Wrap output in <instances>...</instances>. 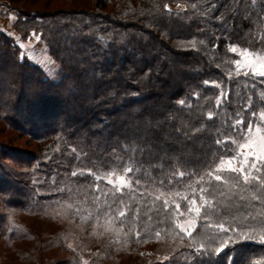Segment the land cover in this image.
Here are the masks:
<instances>
[{
  "label": "trees",
  "instance_id": "trees-1",
  "mask_svg": "<svg viewBox=\"0 0 264 264\" xmlns=\"http://www.w3.org/2000/svg\"><path fill=\"white\" fill-rule=\"evenodd\" d=\"M9 1L15 4L29 0ZM52 1H57L58 6L49 10ZM36 2H41L42 6L31 11L17 10L16 29L24 38L35 30L59 70L49 77L26 58L21 62L20 48L8 36L0 34V86L7 82L16 84L8 96L4 91V96L0 97V111L8 126L36 142V150L25 158L28 166L35 164L36 173L40 175L37 178H27L26 175L27 182L18 188L19 183L10 179L15 175L14 170H3L0 165V193L10 198L8 204L14 209L33 208L41 210L40 214L47 212V209L62 211L64 218L82 230L81 240L85 236L96 239L93 234L89 235L90 230L104 218L124 234L129 233V240L124 239V243L126 248L136 245L133 251L136 254L148 243L177 240L178 237L171 231L174 227L171 217L177 212L175 204L167 210L169 218L161 224L159 221L165 219V210L160 201L155 204L152 201L161 192L170 193L173 190L191 198L193 193L186 185L198 180V176L192 177L191 181L187 177L177 176L179 184L173 181L175 189L161 188L159 184L151 183L145 188L143 181L149 175L163 178L170 174L169 165L163 166V173L150 168L135 173L141 178L142 187L133 193L131 200L125 195V203L130 204L131 210L124 219L118 214H107L108 210L103 206L104 196L94 199L97 195L96 181L87 175V171L92 169L104 175L115 170V175H123L125 163L135 165V161L129 159L137 155L134 153L135 145H127L124 139L125 132L130 134L129 126L134 117L172 112L178 121L191 119L194 122L198 115L206 120L208 110L215 109V97L219 90L204 86V80H216L230 88L234 101L232 109L242 108L251 97L254 110H264V77H255L250 73L245 75V72L238 70L234 63L237 57L229 49L234 44L238 49H253L264 57V44L257 42L259 38H264V22L258 21L255 16L251 19H245L243 15L232 16L227 8L233 6L234 0ZM210 3L217 5L216 10L207 16L202 15ZM164 4L181 5L183 9L169 14L163 8ZM192 4H196L197 8L193 9ZM221 14L225 15L226 24L213 18ZM224 29H227L230 37L224 33ZM192 41L196 42L195 49L191 47ZM200 41L205 43L201 44ZM216 44L219 47H213ZM148 69L153 70L149 74L150 79L141 81ZM237 71L240 73L238 76L235 75ZM229 73H232L231 79ZM181 99L186 101L183 106L178 103ZM20 111L26 114L31 111L40 121V127L29 118L17 121L16 116ZM207 123L218 129L220 138L226 135L227 128L220 127V119ZM219 155L214 144L209 151L207 142L202 144L196 141L184 151V158L189 162L187 170L199 169L202 173L205 170L204 161L212 163ZM14 159L12 161H16ZM101 160L105 161L103 166ZM20 161L25 162L24 159ZM176 168L185 170L179 165ZM73 172H83L84 175L73 177ZM100 187L111 188L104 181L100 182ZM145 190L149 194L141 195ZM166 198L171 199V196L167 195ZM107 199L110 202L111 197ZM176 203L180 204L179 212L183 213L177 218L183 221L189 216L187 202L177 199ZM77 208L79 212H76ZM137 208L140 209L138 219L135 217ZM157 209H160L159 214ZM148 215L153 217L151 221ZM163 228L169 231H161V236L157 238L155 232ZM7 231L2 233L9 239L13 238L14 233ZM55 231V235L59 236H49L52 242L48 245L35 239L33 241L37 243V253L45 255L33 260L29 255L21 254L19 262L15 264H78L80 245L70 248L67 238L62 235L64 230ZM201 231L202 228L198 227L194 236L197 238ZM137 232L141 234L139 237L136 236ZM17 239H24V236L18 234L12 240ZM8 241L11 242V239ZM90 247L94 256L92 264H114L118 260H125L126 264H139L145 258L128 256L119 251L114 253L112 248L103 256L104 247L96 244ZM152 248L145 247L154 254ZM46 251H54L52 257L47 256ZM170 254L174 255L173 259H167L166 264H184L183 256L191 258L188 248L171 249ZM226 255L234 257L233 264H264V244L258 238L236 240L224 249L217 264H224ZM152 260L159 261V264L164 262Z\"/></svg>",
  "mask_w": 264,
  "mask_h": 264
},
{
  "label": "snow or ice",
  "instance_id": "snow-or-ice-1",
  "mask_svg": "<svg viewBox=\"0 0 264 264\" xmlns=\"http://www.w3.org/2000/svg\"><path fill=\"white\" fill-rule=\"evenodd\" d=\"M191 7L196 9L197 5L192 4ZM163 8L171 14L172 10L167 4H164ZM216 8V4L210 3L202 15L207 16ZM227 11L232 16L243 15L245 19L255 16L258 21L264 22L262 20L264 0H250V3L249 0H234L233 6H228ZM213 18L227 23L224 14ZM224 33L230 37L227 29H224ZM29 37L37 41L41 39L35 30L29 34ZM215 38L220 39V37ZM257 42L264 44V38H259ZM200 43L205 42L200 41ZM25 47V44H19L20 49ZM191 47L195 49V41L191 42ZM213 47H219V45L216 44ZM229 49L232 53L238 52L234 44L230 45ZM238 54L247 61L243 66H250L249 72L264 77V70L256 72V63L264 69V57L257 60L254 50L249 48H242ZM24 58L21 52L20 61L22 62ZM234 63L238 69L242 65L240 59H236ZM152 72V69H148L141 77V81L145 78L150 79L149 74ZM239 74V71L235 73L237 76ZM248 74L245 73V75ZM229 78H232V73H229ZM203 84L219 90V94L215 97V109L208 110L206 120H202L198 115L194 122L191 119L178 121L176 114L172 112L134 117L129 126L130 134L125 132L124 139L127 145H135L134 153L137 155L129 157L130 160L135 161V165L125 163L122 169L124 174L120 176L115 175V170L111 174L104 175L92 169L87 171V175L92 176L96 181L97 195L94 199L98 200L101 195L104 196L103 206L107 208V214L111 216L118 214L124 219H127V214L131 210L130 204L125 203V195L131 200L133 193L142 187V180L135 173L142 169L146 171L148 168L154 172L163 173V166L169 165L170 174L164 175L163 178L149 175L143 181L145 188L151 183L159 184L161 188L175 189L176 185L173 181H176L177 176L187 177L190 181L192 177L198 176V180L186 185V188L191 189L193 193L191 198L178 190H173L170 193L161 192L152 201L153 204L160 201L161 207L165 210V219L159 221L161 224L169 218L167 210L175 204L177 212L171 217L174 223L171 231L179 238L181 248L191 250V258L185 257L184 264H217L224 249L239 239L258 238L264 244V110H254L251 97L242 108L232 109L234 101L231 98L230 88L216 80H204ZM178 103L183 106L186 101L181 99ZM230 109L232 110L229 111ZM216 119L221 120L220 127L227 128L223 138H220L219 131L214 125L210 127L207 123L214 122ZM196 141L202 144L207 142L209 151L214 144L220 153L216 158L218 162L204 161L205 170L202 173L199 169L187 170L189 162L184 158L185 149ZM121 150L123 151L124 148L122 147ZM100 163L103 166L105 161L101 160ZM176 165L185 170H178ZM77 175L83 176L84 173H72L73 177ZM101 181L106 182L111 188L101 189ZM176 184H179V181H176ZM148 194L146 190L141 193L143 196ZM167 195H170L171 199L166 198ZM108 197H111L110 202ZM177 199L187 202V212L189 215L194 214L195 219L181 223L177 217L182 216L183 213L179 212L181 206L176 203ZM113 205L116 207L114 208ZM120 205L123 207L121 208ZM97 207L101 206L97 205ZM79 211L80 209L77 208L76 212ZM148 211L151 212V209ZM156 211L159 214L160 209ZM139 216L140 209L137 208L135 217L138 219ZM147 218L149 221L153 219L151 215ZM198 227L202 228V231L197 234L199 239L194 236ZM161 231L167 232L169 229L163 228L156 231L157 238L161 236ZM140 235V232L136 233L137 237ZM185 235L188 239L187 243L184 242ZM69 247L71 248L72 245L69 244ZM233 261V256L226 255L224 258V264H233ZM83 264H88V261L84 260Z\"/></svg>",
  "mask_w": 264,
  "mask_h": 264
},
{
  "label": "rangeland",
  "instance_id": "rangeland-1",
  "mask_svg": "<svg viewBox=\"0 0 264 264\" xmlns=\"http://www.w3.org/2000/svg\"><path fill=\"white\" fill-rule=\"evenodd\" d=\"M52 2L53 3L48 7L49 10H53L54 8H56L57 1ZM41 4V2H36V0H29L27 2L22 1L15 4H12L9 0H0V34L8 36L15 44H17L18 47L20 43L25 44L26 47L24 49H20L21 52H23L24 57L31 63L38 65L42 70H44L47 76L53 77L54 74L59 70V66L56 62L53 63V60L50 57L48 49L45 46L43 40L40 39L39 41H37L34 38L30 37L24 38L17 31L15 25L18 18L17 10H35L37 8H40L42 6ZM168 6L173 12L181 11L183 9V6L181 5ZM12 17H15V19H12ZM17 37H19L20 39L17 40ZM240 50L241 49H238V52L234 53L237 59H240L242 61L241 67L237 69L242 70V72L245 73H250L252 74V76L261 77L249 72L250 66H243L247 63V61H245L244 58L238 54ZM255 56L257 60L262 58V56L258 53H255ZM261 70L264 69L260 67L259 63H256V72H259ZM15 85V83L14 85H12V82L2 84V86H0V97L4 96V91L6 93V96H8V94H10L9 92L16 88ZM30 114L31 111L28 114L22 113V111H20L16 116V120L25 121L26 118H29L30 120L34 121L37 126L39 125L38 127H40V121H37V116L33 115V113L31 115ZM35 131L37 132L38 128H36ZM35 146L36 142H34L28 136H25V134L18 132L15 128L8 126L3 118L2 112L0 111V165L3 170H14L15 175L11 176L10 179L12 180V182L19 183L18 188L23 182H27L26 175L28 176L27 178H29V176L37 178L40 175L39 173H36L35 164L32 166H28L26 162L27 158H25L28 157V154H32L36 150ZM12 159L16 161H12ZM23 159L25 162L20 161ZM9 201L10 198H8L6 194L4 195L3 193H0V264H15L21 254L29 255L33 260H35L36 258L40 259L44 253H42L41 255L37 253V243H34V239L39 243L48 245L52 242L49 236L53 235L56 238L59 236L55 235L57 233L55 230H64V234L62 235L67 238L68 246L69 244H71L73 247H77L78 245H80L78 253V264H83L84 260H87L88 264H92L94 256L90 246L93 244L105 248L103 249V256L108 253L106 252L107 250L112 248L114 249V253L119 251L120 253L125 252L128 256H130L129 254H131L134 257L138 255L145 257L139 264H159V261L154 262L152 258L155 260L160 259L161 262L164 261L162 264H166L165 261L167 259H165V255L170 257V259H173L174 255L171 256L170 254L171 249L175 250L180 247L179 238H177V240L175 241H169L166 243L160 240L155 242V244L148 243V245H145V247L147 248L153 246L154 249L152 248V250L154 254H152L151 250L148 252L145 247L141 249V251H139V254H136L133 252L137 248L136 245L132 244L131 246L126 248V244L124 243V239L129 240V233L126 232L124 234L122 230L119 229L114 223H112L111 221H105V218L103 219V221L98 223L95 228H92V231L90 230L89 235L93 234L96 239L85 236L86 238L84 240H81L80 235H83L82 230L71 220L70 222L69 220L64 218V214L61 213L62 211L59 212L56 210L47 209V212H45L44 214H40L39 212L41 210H34L33 208H29L28 210L27 208L14 209L8 204ZM67 206L69 207V205H65V207ZM189 219H195L194 215L185 217L184 220L181 221V223ZM4 230H8L7 232L9 233H14L13 238L15 239L18 234L24 236V239H17V241H14L12 240L13 238H10L11 242H9V237L6 234L2 233ZM186 237L187 236L185 235L184 239L187 240ZM78 238L79 240H77ZM197 238L199 239L198 235ZM184 242L187 243L188 241L184 240ZM45 253L47 256L49 255L50 257H52L54 251H46ZM61 255L57 258L60 259ZM162 255L164 257H162ZM13 258H15L16 260H13ZM182 258L184 259L185 256H183ZM114 264H126V262L125 260H118V262Z\"/></svg>",
  "mask_w": 264,
  "mask_h": 264
}]
</instances>
